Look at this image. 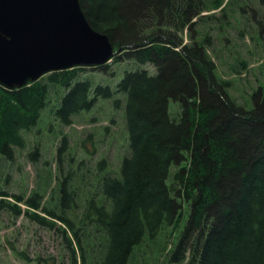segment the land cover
Here are the masks:
<instances>
[{
    "label": "trees",
    "instance_id": "1",
    "mask_svg": "<svg viewBox=\"0 0 264 264\" xmlns=\"http://www.w3.org/2000/svg\"><path fill=\"white\" fill-rule=\"evenodd\" d=\"M78 1L116 51L111 62L134 67L121 66L113 100L124 101L128 155L116 169L104 158L91 165L63 135L50 190L0 189V212L58 237L53 264H264V92L251 94L250 110L237 104L209 52V30L221 35L247 0ZM84 69L0 84L1 161L24 147L41 111L70 125L113 96L109 85L80 78ZM39 150L34 145L28 158Z\"/></svg>",
    "mask_w": 264,
    "mask_h": 264
},
{
    "label": "rangeland",
    "instance_id": "2",
    "mask_svg": "<svg viewBox=\"0 0 264 264\" xmlns=\"http://www.w3.org/2000/svg\"><path fill=\"white\" fill-rule=\"evenodd\" d=\"M235 10L221 35H217L214 27L209 30L213 39L209 52L216 64V73L230 81L229 94L237 104L250 110L251 94L259 87L264 92V10L258 0L239 1ZM217 17H220L218 12L214 22ZM200 28L199 24L195 26L197 33ZM187 40L184 34V41ZM108 63L106 72L97 67H85L79 77L95 85H109L113 96L98 98L91 110L73 116L70 125H61L48 109L41 111L35 126L24 134V147L15 150L11 161L0 160V189L18 194L40 186L49 191L53 186L51 174L56 169V148L63 135L76 158H83L91 165L104 158L111 169L119 168L121 158L128 155V138L124 128V101L120 99L119 106L115 107L113 100L120 98L116 85L123 76L122 67L129 70L134 67L129 62ZM173 107L174 102L170 101V114ZM34 145L39 147L40 156L30 160L28 153ZM83 145L87 149L84 151L90 153L83 151ZM60 251V239L52 232L22 217L15 220L0 212V264H53ZM62 255L65 256L63 250Z\"/></svg>",
    "mask_w": 264,
    "mask_h": 264
},
{
    "label": "water",
    "instance_id": "3",
    "mask_svg": "<svg viewBox=\"0 0 264 264\" xmlns=\"http://www.w3.org/2000/svg\"><path fill=\"white\" fill-rule=\"evenodd\" d=\"M113 55L90 27L78 0H0V84L28 81L74 66H100Z\"/></svg>",
    "mask_w": 264,
    "mask_h": 264
}]
</instances>
